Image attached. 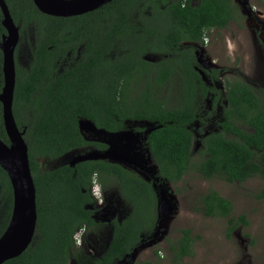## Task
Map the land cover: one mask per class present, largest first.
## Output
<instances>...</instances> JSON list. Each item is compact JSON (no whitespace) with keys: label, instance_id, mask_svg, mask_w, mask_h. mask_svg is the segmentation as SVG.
Returning a JSON list of instances; mask_svg holds the SVG:
<instances>
[{"label":"trees","instance_id":"16d2710c","mask_svg":"<svg viewBox=\"0 0 264 264\" xmlns=\"http://www.w3.org/2000/svg\"><path fill=\"white\" fill-rule=\"evenodd\" d=\"M5 1L14 21L33 39L26 63L15 64L13 114L18 128H25L37 220L31 245L2 264H70L73 258L77 264H122L154 228L158 195L152 182L138 172L107 159L40 168L39 158L55 160L89 144L104 147L83 137L80 119L109 132L122 131L125 121L153 123L147 150L168 181L182 180L191 169L202 178L218 176L227 183H241L254 175L264 179V86L254 88L246 80L224 81L230 106L226 128L238 140L211 135L203 139L205 155L190 162L189 126L201 120L195 116L194 95L198 88L203 96L216 89L201 79L193 50L183 43L200 44L204 30L238 23L244 12L236 0H197L195 4L193 0H107L101 7L70 17L43 14L32 0ZM1 17L0 13V21ZM3 32L0 22V37ZM150 54L161 56L150 61L145 58ZM66 56L69 62L63 65ZM141 75L148 79L143 81ZM173 75L180 80L179 96L169 106L160 91ZM217 77L214 70L213 78ZM2 85L0 51V91ZM233 116L252 131L229 122ZM0 139L8 143L1 103ZM94 176L102 189L116 185L130 209L122 219L103 220L111 236L104 251L91 257L83 256L86 244L77 246L75 235L79 229L101 224L86 207L93 202L87 189ZM0 200L5 207L1 235L12 208L11 185L1 167ZM200 201L208 216L227 217L232 210L231 202L214 189ZM228 223L227 236L237 224L247 221L241 214L230 217ZM193 240L190 230L182 229L170 242L172 264H182L184 257L193 256Z\"/></svg>","mask_w":264,"mask_h":264},{"label":"rangeland","instance_id":"374dc122","mask_svg":"<svg viewBox=\"0 0 264 264\" xmlns=\"http://www.w3.org/2000/svg\"><path fill=\"white\" fill-rule=\"evenodd\" d=\"M196 1L193 0L192 3L195 4ZM246 2L247 0H237L238 4L241 3L248 10ZM251 2L264 11V0H251ZM245 12L238 23L233 21L227 28L213 29L209 34L210 42L207 45L197 46L196 55L202 66L209 64L224 67L226 70L224 78L231 81L246 80L252 87L258 88L264 86V22L251 16L249 11ZM19 37L16 56L17 61L24 64L33 39L29 33L21 34ZM158 55L150 54L145 58L156 60ZM67 63L68 61H65V64ZM176 68L179 69L178 66ZM176 75H173L160 91L161 97L168 100L169 106H174L179 96L180 80ZM101 138L106 140L107 137L102 135ZM126 151L130 160L133 159L132 154L134 156L137 154ZM78 153L77 149L55 160L39 158L40 168L50 169L72 162L77 158ZM98 159L120 162L112 156ZM199 159L201 156L193 151L190 162ZM153 164V160H148L142 166L152 167ZM135 170L145 179L151 177L143 173L140 168ZM152 176L159 185L157 188L160 197V219L157 220L156 228L149 235H144L141 243L122 264H134L139 261L172 264L169 244L181 235L182 229H189L190 235L194 238L193 256L184 257L182 264H264V194H262L264 183L259 177L249 178L241 183H226L218 178H202L195 169L188 171L182 180L173 183L162 180L157 172ZM99 188L102 203L97 205V218L122 219L128 214L130 202L127 203L123 199L116 185L111 184L110 187L103 189L99 186ZM209 189H214L231 202L232 210L229 216H208L203 213L200 197ZM1 203L0 200V220L3 214L5 215V207L1 206ZM241 214L245 216L247 224H237L227 236L228 219L236 218ZM76 235L78 240L75 243L80 244L77 246L83 245L84 242L86 244L83 256L94 257L106 248L111 230L109 226L101 224L91 229H83ZM77 263L74 258L70 260V264Z\"/></svg>","mask_w":264,"mask_h":264},{"label":"water","instance_id":"95a60500","mask_svg":"<svg viewBox=\"0 0 264 264\" xmlns=\"http://www.w3.org/2000/svg\"><path fill=\"white\" fill-rule=\"evenodd\" d=\"M107 0H32L35 7L43 14L56 17H70L80 15L98 8ZM247 3V2H246ZM244 13L249 11L242 6ZM0 11L2 14L1 25L5 32L0 37V51L2 53V75L3 85L0 91V103L2 106V119L8 143L0 139V167L6 172L12 190L11 215L6 228L0 235V264L18 257L32 243L35 236L37 211H36V190L33 176L30 170L28 145L24 140L25 128L20 130L13 114V99L15 89V58L14 51L19 40V27L14 22L5 0H0ZM251 15V14H250ZM79 130L85 139L108 141L112 153L108 151L101 155L89 151L79 154L75 160L69 162L74 165L76 162L86 159H98L112 156L118 163L135 164L138 159L136 154L132 161H128L127 151L134 149L138 134L130 129L119 132H109L97 128L90 120L80 119ZM95 129L98 138L88 137L84 132ZM107 137L106 140L101 136ZM73 151V150H72ZM106 156V157H105ZM114 160H112L113 162ZM133 162V163H131ZM137 172V171H136ZM139 173V172H138ZM160 197L158 194L157 215L160 219ZM133 253V252H132ZM131 253V254H132ZM130 254V255H131ZM129 255V256H130Z\"/></svg>","mask_w":264,"mask_h":264},{"label":"flooded vegetation","instance_id":"af4514ba","mask_svg":"<svg viewBox=\"0 0 264 264\" xmlns=\"http://www.w3.org/2000/svg\"><path fill=\"white\" fill-rule=\"evenodd\" d=\"M7 7L9 8L8 4H7ZM99 7H101V5ZM9 11H10V9H9ZM0 13H1V11H0ZM1 16H2V14H1ZM262 20L264 22V19H262ZM16 24L19 27V36L21 34H25L26 30L23 29L20 22H18ZM4 32H5V30H4ZM210 33H211V31H208V35ZM209 42H210V35H209L207 42L201 41L200 44H199V42L198 43H183V45H186L187 48H192L193 54L195 55L196 60H197V55H196L197 46H199L201 44L207 45ZM18 45H19V40H18V43H17V45L15 47V51H14L15 64L21 63V62L17 61V56H16V51H17ZM67 54H69V53H67ZM27 57H28V53H27ZM65 61L69 62V59L62 58V64L63 65H65ZM150 61H155V60H150ZM197 62H198V66H195V68L197 69L198 73L200 74L201 79L210 88H213L215 85V89H216L213 92H208L206 95L203 96L202 93H200V90L198 88L196 91V94L194 95V97H195L194 104L196 105L195 116L200 117L201 120H195L189 126V127H191L190 130L192 131V146H191V150H190L191 151L190 155H192L193 151H195L196 154H198V155H200L201 153L203 155H205L204 150L206 149L205 148L206 146L203 143V139L206 140L211 135H220L225 139H230V140L234 141V140H238V136H236L235 133L228 131L226 128V126H227V124L225 122L226 117H227V115H230V110H229L230 106H229L227 99L225 98L226 95H225V91H224V81H225V79H228V78L223 77L226 70L224 69V67H218V66L216 67L214 65H209V64L207 66H202V65H200L198 60H197ZM214 70H217V74H218L217 78H213V71ZM15 72H16V69H15ZM141 77H143L142 78L143 81L148 79L146 75H144V76L141 75ZM196 83H198V82H196ZM229 122H231L233 125L237 126L238 128H240L246 132L252 131L250 126H248L245 123H242L235 116L230 117ZM153 127H154L153 123H151L150 121L149 122H146L145 120H142V121H125V126L122 129L123 130L130 129L131 131L134 130L132 132H135L138 134L137 141L134 143V149H131V148L128 149L129 151H132L134 154L135 153L138 154V159L135 162L136 166L133 162H131L133 164H130V163L123 164V163H118L115 161H113V162L122 165L123 167H125L128 170L136 171L135 169L140 168V169H142L141 171H143V173H145L146 175L147 174L151 175V177L149 179H145L144 177H142V178L147 180V181L152 182V185L156 189V193L158 195L157 186H159V185H158L157 181L154 180V178H152L153 177L152 174H154V172H157L158 175L162 177V180L170 182V183L172 181H168L167 179H165L160 174V172L158 170V166L155 163L153 164L152 167H148V166L143 167L142 166V164L145 163L146 161H148V160L152 161L151 155L148 153V150H147L148 142L146 139H147V136L152 131L151 129ZM122 129H120V130H122ZM84 133L88 137H90V136H93L95 138L99 137L98 136L99 134H97L95 129H91V130H89V132H84ZM194 138H195V140H194ZM87 140H89L92 143H101L104 145V147L101 148V147H97V145H95V144H89L85 147L78 148V152H79L78 154H83V153H86L89 151H94V153H98L101 155L105 154L107 151H108V153H112L111 149H113V148H112V145L108 141L104 142V141H99V140H94V139H87ZM132 156L134 157L133 154H132ZM128 161H132V160L128 159ZM253 177H259V176L254 175V176L248 177L247 179L253 178ZM214 178H216V179L218 178L219 180H222L223 182H225L223 179L219 178L218 176H213L211 179H214ZM259 178L264 183V179L261 177H259ZM94 179L97 183V178L95 177ZM246 180H244V181H246ZM92 182H93V179H92ZM234 182L238 183L237 180H235ZM91 190H92V183L90 185V188L87 189V192H89L88 194H89L90 198L93 199V202L86 204V207L92 210V213H93L92 216L97 221H101V224L103 225V223H102L103 219L97 218V211H98L97 205L98 206L101 205L102 197H100V198L95 197L94 195H92ZM263 190H264V188H263ZM100 194H101V191H100ZM109 219H111V218H109ZM101 224L99 222V224H97V225H101ZM156 226H157V221L155 222L154 228L152 230H150V232H152L156 228ZM148 235H149V233H148Z\"/></svg>","mask_w":264,"mask_h":264},{"label":"clouds","instance_id":"9594fccd","mask_svg":"<svg viewBox=\"0 0 264 264\" xmlns=\"http://www.w3.org/2000/svg\"><path fill=\"white\" fill-rule=\"evenodd\" d=\"M249 6V5H248ZM252 16V15H251ZM208 31H212V30H204V33H203V37H202V41L204 42H207L208 38H209V35H208ZM77 150V149H76ZM95 176L93 177V182H92V190H91V193L92 195H94L95 197L97 198H100L101 197V194H100V188L99 186L101 187V185L98 183V180H97V183L95 181ZM102 188V187H101ZM113 218V217H112ZM103 220H110V219H103ZM85 230V229H84ZM80 231H83V229H79L77 232H80ZM77 234V233H76ZM78 240L77 239V235H75V241ZM78 242V241H77ZM77 245H80V244H77Z\"/></svg>","mask_w":264,"mask_h":264},{"label":"built area","instance_id":"2783aa9c","mask_svg":"<svg viewBox=\"0 0 264 264\" xmlns=\"http://www.w3.org/2000/svg\"><path fill=\"white\" fill-rule=\"evenodd\" d=\"M247 4L249 5L250 14L252 16H255L258 20L264 19V11H262L260 8H257L255 4H252L251 0H247Z\"/></svg>","mask_w":264,"mask_h":264}]
</instances>
